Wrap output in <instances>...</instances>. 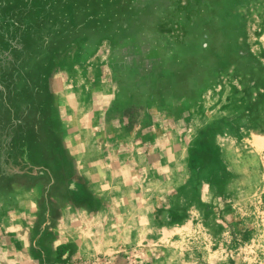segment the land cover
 Instances as JSON below:
<instances>
[{"label":"rangeland","instance_id":"1","mask_svg":"<svg viewBox=\"0 0 264 264\" xmlns=\"http://www.w3.org/2000/svg\"><path fill=\"white\" fill-rule=\"evenodd\" d=\"M0 264H264V0H0Z\"/></svg>","mask_w":264,"mask_h":264}]
</instances>
